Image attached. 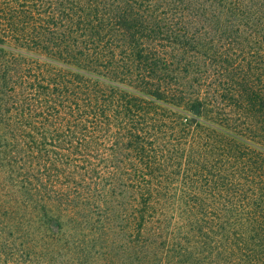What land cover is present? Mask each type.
I'll use <instances>...</instances> for the list:
<instances>
[{
    "label": "trees",
    "instance_id": "16d2710c",
    "mask_svg": "<svg viewBox=\"0 0 264 264\" xmlns=\"http://www.w3.org/2000/svg\"><path fill=\"white\" fill-rule=\"evenodd\" d=\"M264 264V0H0V264Z\"/></svg>",
    "mask_w": 264,
    "mask_h": 264
},
{
    "label": "rangeland",
    "instance_id": "374dc122",
    "mask_svg": "<svg viewBox=\"0 0 264 264\" xmlns=\"http://www.w3.org/2000/svg\"><path fill=\"white\" fill-rule=\"evenodd\" d=\"M66 264H69V263H66ZM98 264V263H97ZM99 264H101V263H99Z\"/></svg>",
    "mask_w": 264,
    "mask_h": 264
}]
</instances>
